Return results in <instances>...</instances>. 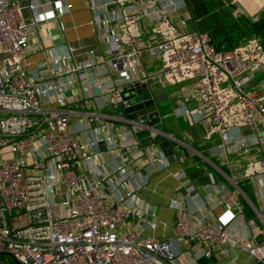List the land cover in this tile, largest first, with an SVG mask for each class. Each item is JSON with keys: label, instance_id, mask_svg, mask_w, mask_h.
<instances>
[{"label": "built area", "instance_id": "built-area-1", "mask_svg": "<svg viewBox=\"0 0 264 264\" xmlns=\"http://www.w3.org/2000/svg\"><path fill=\"white\" fill-rule=\"evenodd\" d=\"M19 1L0 0V253L19 264H197L236 250L251 264H264V207L258 210L239 187L249 186L264 204V138L254 133L264 124L259 38L217 50L206 32L186 29L184 21L181 30L171 25L179 0H86L99 53L87 50L76 62L75 49L62 44L58 54L32 64L31 29L67 14L69 5ZM237 7L231 16L242 15ZM142 21L153 25L146 45ZM144 54L155 55V70L143 68ZM135 83L187 84L183 114L203 125L202 139H220L217 157L243 159L226 173L199 155L221 178L202 189L183 171L173 175L181 194L170 203L168 239L143 237V228L157 224L131 206L146 183L133 184L138 161L166 164L159 147L140 149L129 129L137 125L153 139L152 127L123 118L130 104L121 101L120 87ZM76 93L83 110L75 108ZM100 143L115 160L97 169Z\"/></svg>", "mask_w": 264, "mask_h": 264}, {"label": "crops", "instance_id": "crops-1", "mask_svg": "<svg viewBox=\"0 0 264 264\" xmlns=\"http://www.w3.org/2000/svg\"><path fill=\"white\" fill-rule=\"evenodd\" d=\"M14 1L20 5L24 3L19 0ZM49 1L50 0H41L40 3L46 8ZM85 1L86 0H61V2L69 5L67 14L60 16L58 19L40 22L31 29L29 45L36 50V52L28 58L32 64L44 60L46 61L50 55L58 54L59 47L62 44L69 45L75 49L74 60L76 62H81L85 59L84 53L87 50H92L96 54L99 53L101 46L98 44V38L93 28L88 24L90 15ZM244 1L247 0H238L240 4ZM248 1L260 7L261 5L264 6V0ZM233 7H237V5L233 4ZM23 13L25 17L29 16L27 11ZM169 21L177 30H181L180 21L185 22L186 29H195L194 23L198 22V20H195V22L193 21L185 0L183 4L181 3V6L180 3L175 5V10L169 14ZM58 24L62 25V32L59 30ZM152 27L153 25L147 21H142L139 27L144 45L148 44L150 40L153 39L154 34L152 33ZM47 35L49 37H47ZM140 63L146 71H153L158 66L155 55H142ZM186 86L187 84L183 83L178 86L164 88L171 102V112H163V114L161 112L160 119L162 130L175 137L176 143H173V160L166 159L165 167L159 169L147 165L146 159L142 158L136 165L137 170H131L130 172L134 174L133 184H137L139 179L142 178L146 180L145 185L135 193L134 201L131 206H136L145 212L143 218L144 222H148L153 218L157 224L154 230L143 228L141 230V235L143 237L168 239L170 236V225L174 219V212L170 209V203L181 194V189L173 175L183 171L193 185L198 189H202L207 187L211 181L218 182L221 178L209 165L204 163L200 156L214 162V164L220 166L226 173H229L230 169L235 173V168L243 163V159L240 157L228 156V158L225 159L223 150V152L220 151V156L221 154L223 155L217 157L216 155L217 153L219 154L220 150L218 149L220 146V139L216 136L210 137L207 140L202 139L204 132L203 125L195 121L194 117L185 116L183 114L184 108L181 105L180 96L185 91ZM76 98L77 102L75 108L77 110H83L85 106L81 101H78V96ZM186 107L189 111L194 110L195 102L192 100L189 101ZM242 133L247 134L249 131L242 130ZM254 133L256 136L264 138V124L262 122L257 123ZM139 148L142 149L141 147ZM96 149L99 153V157L95 162L97 169H102L106 164L114 162L115 156L107 152V147L104 144H98ZM150 150L151 149H149V151ZM255 154H257L256 151ZM258 154L260 153L258 152ZM87 174L89 175V173ZM247 187L252 196L251 202L253 205L258 210L263 209L264 204L255 199L250 187ZM203 259L204 258L199 259L197 264H201V260L202 264H251L250 259L236 250H229L226 259H218L215 257H211L208 261H204Z\"/></svg>", "mask_w": 264, "mask_h": 264}, {"label": "trees", "instance_id": "trees-1", "mask_svg": "<svg viewBox=\"0 0 264 264\" xmlns=\"http://www.w3.org/2000/svg\"><path fill=\"white\" fill-rule=\"evenodd\" d=\"M185 3L193 21L198 20V22L194 23L195 29L198 32H206L210 36V39H212L210 34H212L213 25L215 24L222 27L233 41L237 43L232 48L251 36H260L258 38L264 49V31H258L255 24L243 15L231 16L230 10L233 8V5L229 4L228 0H185ZM215 44L217 43L215 42ZM214 47L222 51L232 49L231 47L225 49L215 45ZM239 187L246 197L252 201L249 188L242 183L239 184ZM210 258H204L203 260L208 261ZM201 261L200 263L202 264ZM0 264L13 263L8 257L0 256Z\"/></svg>", "mask_w": 264, "mask_h": 264}, {"label": "water", "instance_id": "water-1", "mask_svg": "<svg viewBox=\"0 0 264 264\" xmlns=\"http://www.w3.org/2000/svg\"><path fill=\"white\" fill-rule=\"evenodd\" d=\"M119 95L121 101H127L130 104L128 108L123 109L122 111L123 118L125 120H132L128 118L127 115L136 111H140L144 108L150 107L151 109L155 110V113L145 121L146 126L152 127V129L156 132V135L153 139L148 137V130L142 129L137 125H130L129 129L133 134L134 139L137 141L139 147L147 148L150 146H157L160 148L163 156L166 159L173 160V143H176L175 137L165 133L162 130L160 109L157 106L158 104L155 102L154 91L150 88V86L139 85L136 83L131 85H123L120 87ZM136 122L140 124L144 123L140 121ZM0 256L8 257L13 264H19L7 253H0Z\"/></svg>", "mask_w": 264, "mask_h": 264}, {"label": "rangeland", "instance_id": "rangeland-1", "mask_svg": "<svg viewBox=\"0 0 264 264\" xmlns=\"http://www.w3.org/2000/svg\"><path fill=\"white\" fill-rule=\"evenodd\" d=\"M184 0H179L177 4L181 3L183 4ZM230 1V0H228ZM258 2V1H257ZM240 4V3H239ZM233 5V4H232ZM240 12L242 15H244L247 19H249L252 23L255 24L258 31H264V6L261 5V7L257 4H253L250 1H244L242 4L239 5ZM212 29V42L215 46L221 47V48H232L237 43L233 41V39L225 32V30L217 25H213ZM260 37V36H258ZM215 42L217 44H215ZM150 88L154 91V98L157 106L160 109V113L163 112H171V102L164 90V88H160L157 86H154L152 83H150ZM155 113V110L149 108H144L140 111H136L133 113H130L127 115L128 118L140 122H145L146 119L150 118L152 114Z\"/></svg>", "mask_w": 264, "mask_h": 264}]
</instances>
